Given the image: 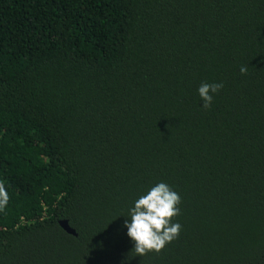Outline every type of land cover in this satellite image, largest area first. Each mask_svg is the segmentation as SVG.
<instances>
[{"label":"trees","instance_id":"obj_1","mask_svg":"<svg viewBox=\"0 0 264 264\" xmlns=\"http://www.w3.org/2000/svg\"><path fill=\"white\" fill-rule=\"evenodd\" d=\"M0 182V264H264V0H0ZM160 182L179 238L129 256Z\"/></svg>","mask_w":264,"mask_h":264},{"label":"clouds","instance_id":"obj_2","mask_svg":"<svg viewBox=\"0 0 264 264\" xmlns=\"http://www.w3.org/2000/svg\"><path fill=\"white\" fill-rule=\"evenodd\" d=\"M240 72L246 75L248 67L242 65ZM223 86L216 82H204L199 86L203 109L211 107L213 95ZM9 200L8 190L0 182V211L7 208ZM181 202V196L164 182L154 185L134 201L122 225L132 244L129 256L134 254V257H143L152 252L159 254L167 244L179 238L182 225L173 222V218L181 214L178 207Z\"/></svg>","mask_w":264,"mask_h":264},{"label":"water","instance_id":"obj_3","mask_svg":"<svg viewBox=\"0 0 264 264\" xmlns=\"http://www.w3.org/2000/svg\"><path fill=\"white\" fill-rule=\"evenodd\" d=\"M59 224L67 233L71 235H76V232L68 225L66 220H60Z\"/></svg>","mask_w":264,"mask_h":264}]
</instances>
